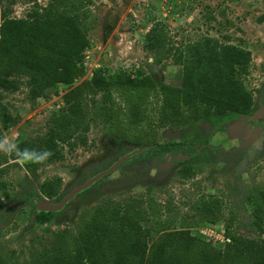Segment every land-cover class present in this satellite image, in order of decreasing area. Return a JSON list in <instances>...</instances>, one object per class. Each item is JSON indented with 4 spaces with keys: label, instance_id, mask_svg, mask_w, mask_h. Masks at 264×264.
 Masks as SVG:
<instances>
[{
    "label": "rangeland",
    "instance_id": "1",
    "mask_svg": "<svg viewBox=\"0 0 264 264\" xmlns=\"http://www.w3.org/2000/svg\"><path fill=\"white\" fill-rule=\"evenodd\" d=\"M46 2L0 0V11L10 17H25ZM85 5L89 12L80 24L88 39L82 58L84 70L70 86L88 80L97 68L121 76L140 70L156 83L178 85L180 66L173 64L170 56L155 64L152 53L143 47L145 32L156 25L165 32L171 53L197 39L201 46L228 47L230 58L245 68L240 79L251 95L253 109L264 102V0H87ZM11 78V88H0V254L12 252L18 264H26L29 246L48 242L57 230L73 231L77 217L96 203L140 194L167 207L161 218L176 217V227L179 219L183 220L193 234L213 246L220 245L214 236L222 235L224 226L246 237L257 235L251 212L252 198L264 189V123L252 124L243 114L215 129L209 117L201 118L195 131L185 126L157 127L156 144L169 150L150 145L77 194L59 212L35 215L30 197L55 201L86 176L107 167L125 149L141 145L129 140V135L116 137L111 123L103 120L100 94L86 92L84 141L72 136L68 143L57 142L59 159L49 158L46 152L36 160L31 155L8 158L15 142L43 140L50 114L65 108L62 95L70 88L55 84L34 96L25 75L13 74ZM111 97L112 108L122 106L113 91ZM156 99L158 96L151 98L153 102ZM151 105L148 103L146 110ZM176 154L189 158L178 161ZM184 161L193 169L182 177L177 170ZM46 180H58L55 198H45L39 192ZM205 202L215 209L213 218L202 217L200 205Z\"/></svg>",
    "mask_w": 264,
    "mask_h": 264
},
{
    "label": "trees",
    "instance_id": "2",
    "mask_svg": "<svg viewBox=\"0 0 264 264\" xmlns=\"http://www.w3.org/2000/svg\"><path fill=\"white\" fill-rule=\"evenodd\" d=\"M87 0H47L44 6L30 10L25 17H10L0 11V88L14 85L13 74H23L29 93L40 96L55 84L68 87L84 70L83 51L88 39L80 24L87 17ZM165 32L151 26L144 34L143 47L152 53L155 64L170 56L180 66L178 85L156 83L144 72L104 74L99 68L62 95L63 110L51 113L43 140L24 139L14 143L8 158L31 155L34 160L44 152L49 158H61L56 143H68L72 136L84 141L88 128L86 92L99 93L103 120L111 123L118 138L160 151L168 146L156 144L157 127L185 126L192 131L203 117H209L213 129L237 115L253 110L251 95L244 89L241 63L230 58L228 47L218 50L200 45L201 39L174 50L166 46ZM235 65H238L237 68ZM112 91L121 99L112 108ZM158 96L153 102L152 97ZM151 103L150 110L145 106ZM121 115V116H120ZM5 156V155H4ZM188 162V160H187ZM177 173L185 177L192 166L180 162ZM58 180H46L39 186L45 198L58 194ZM252 224L255 237H246L223 227L227 239L213 246L190 226L176 217L163 216L161 206L149 195L122 201L105 199L80 214L73 231L57 230L46 243L29 246L26 264H264V189L252 198ZM202 203V217H214L215 209ZM53 212H34L49 215ZM11 255V256H10ZM0 264H18L12 252L0 254Z\"/></svg>",
    "mask_w": 264,
    "mask_h": 264
},
{
    "label": "water",
    "instance_id": "3",
    "mask_svg": "<svg viewBox=\"0 0 264 264\" xmlns=\"http://www.w3.org/2000/svg\"><path fill=\"white\" fill-rule=\"evenodd\" d=\"M264 102L260 104L255 110L251 112L250 115L247 116V119L255 124L258 120V118H262V122L264 123ZM150 148V145L146 146H140V147H133V148H127L124 150V152L118 156L115 160L111 161L107 167L104 169H100L93 173L92 175H88L84 178V180L77 184L72 186L67 192H65L59 199L57 200H41L40 198L36 196H32L29 198V200L34 205V211L36 213L38 212H59L62 210L68 202H70L77 194H80L84 190L90 188L95 183L100 181L102 178L108 176L111 172L114 171V169L119 166L122 162L125 160L130 159L131 157L141 154L145 151H147ZM176 160L183 161L189 158V155H183V154H176L175 156Z\"/></svg>",
    "mask_w": 264,
    "mask_h": 264
},
{
    "label": "built area",
    "instance_id": "4",
    "mask_svg": "<svg viewBox=\"0 0 264 264\" xmlns=\"http://www.w3.org/2000/svg\"><path fill=\"white\" fill-rule=\"evenodd\" d=\"M203 233H205V234H207V235H212L211 233L209 234V232L207 233V232H204L203 231ZM215 237V239H219L218 241H219V243L221 244V243H223L224 241H227V239L226 238H224L223 237V235H218V236H214ZM218 237V238H217ZM217 246V245H216Z\"/></svg>",
    "mask_w": 264,
    "mask_h": 264
},
{
    "label": "flooded vegetation",
    "instance_id": "5",
    "mask_svg": "<svg viewBox=\"0 0 264 264\" xmlns=\"http://www.w3.org/2000/svg\"><path fill=\"white\" fill-rule=\"evenodd\" d=\"M258 106H259V105H258ZM258 106H257V107H258ZM257 107H256V108H257ZM256 108H254L253 110H255ZM253 110H252V111H253ZM252 111H251V112H252ZM250 114H251V113H250ZM250 114H249V115H250ZM263 116H264V114H263ZM247 120H248V119H247ZM248 121H249V120H248ZM249 122H250V121H249ZM260 122H262V118H258V120H257V122H256L255 124L260 123ZM250 123H251V122H250ZM252 124H253V123H252Z\"/></svg>",
    "mask_w": 264,
    "mask_h": 264
},
{
    "label": "bare ground",
    "instance_id": "6",
    "mask_svg": "<svg viewBox=\"0 0 264 264\" xmlns=\"http://www.w3.org/2000/svg\"><path fill=\"white\" fill-rule=\"evenodd\" d=\"M254 130H256V129H254Z\"/></svg>",
    "mask_w": 264,
    "mask_h": 264
}]
</instances>
